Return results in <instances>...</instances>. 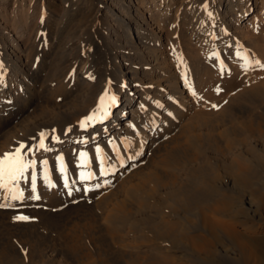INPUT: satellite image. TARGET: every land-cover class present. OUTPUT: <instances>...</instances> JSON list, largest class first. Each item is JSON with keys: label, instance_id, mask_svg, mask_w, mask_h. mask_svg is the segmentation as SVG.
Here are the masks:
<instances>
[{"label": "rangeland", "instance_id": "1", "mask_svg": "<svg viewBox=\"0 0 264 264\" xmlns=\"http://www.w3.org/2000/svg\"><path fill=\"white\" fill-rule=\"evenodd\" d=\"M93 1L0 0V28L4 24H7L4 27L6 32L4 34L0 32V35H7L8 37L12 33L16 34L15 37H12L11 43L6 46L5 50L12 47L14 41H18L21 44L18 53L26 61L29 55H36L38 53L37 49L41 50L45 45H47V50H53L48 44L57 39L56 34H60L59 43H61V46L62 44L70 43L69 46L73 48L70 50V53L75 58L79 57L75 64L64 67L58 73H48L46 69H38L39 74L46 73L42 77L48 86L51 85L47 90L43 88L45 93L37 95L36 99L30 101L29 110H32L30 111L31 114L27 110L30 114L28 119L34 114H37L35 116L40 118L46 111L53 113L55 111L53 110V106L62 102L64 97L70 96L74 92L71 91L68 94L61 93L66 91L67 88L69 90L71 87L73 88V85L70 84L71 77L88 68L94 55V43L89 39L92 33L91 29L97 25L103 28L109 21L113 20V17L105 10V13L107 12L109 15L103 18L99 24L95 23L94 13L97 11L98 6H95ZM128 1L134 4L135 12H140L143 17L153 23V26L156 23L154 26L155 30L162 36L163 41L161 45L162 52H160L161 54H157V58H160L163 62L165 72L171 75L172 80L178 81L185 91L187 97L184 100H186V103L180 109L182 114L176 118V125L170 133L180 134L179 138L183 141H180L181 144L183 143L186 147L188 146L187 148L190 150L185 153L182 152L184 157L177 158L173 153L172 155H168L167 152L171 150L170 148L167 149L160 141L156 142V145L154 144L150 151L148 150L149 152L141 158L140 163L131 170L129 173L131 177L120 183V186H115V189L114 186L110 187L111 191L115 193L122 190L121 196L128 197V205L134 208H137L141 204L147 205L148 207L143 209L140 207V209L145 214L152 216V218L158 217L155 210L159 209V212L163 216L176 220L181 214L178 213L179 215H177L173 213L174 217L169 209L165 210V206L161 204L159 198L153 199L144 191L134 197L132 194L126 192H133L136 186L132 184L138 181L145 182L148 188L151 187L150 189L158 190L157 186L148 182L144 173H140L148 163L150 168H153L160 174L167 175L169 178L176 179V181L182 183L197 184L203 180V177H196L198 174L193 172L194 167L209 161L218 170L220 181H223L219 185L222 186V189H218L219 193L223 195L227 194L233 198V202L230 203L231 210H234L232 211L233 217L238 219L240 217L241 220L256 225L261 230L259 233H252L250 238H247L245 241L250 248L249 252L251 253V250H253L256 254L253 255L257 257L258 261L260 260L259 263L264 264V0H246V3L251 5V10L249 13L243 14V16H237L233 22V27H228V24L224 23L221 18L224 7H220V0H189L186 2L182 0H113L112 5L116 7L119 3ZM224 1L225 4L230 5L232 3L236 4L238 0ZM68 3L72 6L67 7ZM63 12L65 13L61 17ZM217 19L219 21L215 22ZM61 20L62 24H59ZM132 27L135 28L136 23H133L130 29ZM228 28L232 29L229 30ZM219 36L229 37L230 41L227 43L228 45L226 43L224 45L222 43H214L215 40H212V38H218ZM223 46L227 47V50H223ZM217 47L220 48L219 52L216 50ZM43 51L44 49L40 53ZM35 68H38V66H35ZM92 69L95 74L100 72L97 63L93 65ZM115 70L118 71V67ZM34 75L33 80L35 79ZM75 88L78 89V84ZM43 89H41V92H43ZM0 90H2V87ZM161 114H163V117L164 113L161 112ZM56 115H58L56 112L54 116L51 115L52 117L46 125L41 126L38 124V121H35L25 126L24 129H19L15 134H25L27 136L34 132L36 134L30 136L31 141L29 140L30 138L25 141L24 137H20L22 140L18 138L21 141L15 139V143L6 151V153L13 152L21 142L23 144L26 143L25 145L31 148L33 146V151L32 153H28L27 158L35 160L36 166L30 168L25 173V178L18 183V189L23 193L21 199H11V194L7 190L0 188V199H2L4 204L8 203L10 205L0 207L2 213L0 214V240L2 242L10 241L12 242L11 245L14 246L12 250L9 248V256L7 255L6 257H4L2 248H0V264H53L52 262L54 261H57V264H103L101 257L103 249L98 248L97 244L102 245L109 252H114V254L119 250L118 253L122 251L141 253V263L143 264L147 261V250L154 249L155 252L158 250L162 253L165 251V254H169L170 252V255L181 254L178 248L169 246L167 249L166 243L156 241L157 237L153 232L144 228L141 222L127 210L118 208L119 206L114 204V201L109 200V204L104 210L92 209L94 211L92 213H94V218H97H95V223L99 227L100 225L103 226L102 222L104 224L106 214L115 212L114 209L112 210L113 206L117 210L120 209V215L126 221L122 225L119 223V226L121 225L122 227V233L117 236L113 233L104 232L101 229L99 231L98 228L90 230L86 226L87 221L83 220L79 225L67 222L68 225L66 226V222H59L53 225L56 220L54 218L42 224L39 221L41 218L37 217L39 213L37 214L36 211H33L34 213L21 211L40 207V204L37 205V201L40 198L28 196L26 188L33 189L31 183L33 175L35 176V189L33 192L37 193L39 185L43 184V180L45 179L43 161H47V178L51 180L55 188L63 186L62 182L69 179L68 170L71 163H63L64 171H66L65 173L64 171L61 172L60 166L56 164V161H58V158L56 159L55 157L56 154L53 157H50L49 154L55 152L53 149L59 143V140L64 137L75 138L78 134L74 132L70 124L56 122L60 118L59 116L56 119ZM146 116L147 118H151L152 114L147 112ZM184 124H188L189 128L187 131L181 132L180 129ZM51 125L54 126L52 127ZM227 126L232 127V129L226 128ZM49 127H52V129ZM42 132L46 134L44 142L48 150H37V145L41 139L40 133ZM208 137L210 140H208ZM210 142L218 145L216 148L220 151L214 150ZM221 147H223L224 151L221 150ZM67 153L64 151L63 155ZM190 155L194 158L196 157L194 163H188L189 161L186 160ZM217 155H219V158ZM43 157H46V159L43 160ZM235 159H246L248 163L246 171L249 173H247V176L251 174L248 176L251 183L250 190L249 188L248 190L247 188L243 189L241 186L227 189L226 185H224L227 179L230 178L226 173V166L228 163L234 162ZM192 165L194 166L192 167ZM58 173L62 174V176L64 175L61 184L57 177ZM191 174L196 178H192ZM95 178L96 176L85 179V181H94ZM252 178H255L257 181ZM72 182H74L73 179ZM158 191L160 192V190ZM248 191L253 192V194L250 195ZM255 192L256 194H254ZM92 195L81 197L78 200V208L80 204V207H83L85 203L88 206H93L97 196L93 197ZM141 197L144 201L141 200ZM161 198L165 200L167 197L163 196ZM65 207L67 205L60 206L55 210L64 213ZM66 213L69 214V211ZM17 216H26L29 219L17 220L15 219ZM9 226L14 229V236L9 233V229H7ZM135 227L137 232L134 231ZM1 231L8 232V239L2 237ZM148 233L151 234L148 235ZM103 235L107 236L108 248L103 243ZM93 237H95L97 244L94 243ZM118 237L121 239L119 240ZM222 240L224 241V246L218 245V252L221 255L226 252L223 256L227 255L226 260L228 264H244L242 252L233 246L228 238L222 237ZM161 246L162 248H160ZM164 246L166 247L164 248ZM252 246L254 247L253 249ZM74 249L75 252H73ZM184 258L174 259V263L172 262V264L188 260V258ZM126 260V258L123 259L121 264H129V260ZM212 262L213 260H204L202 262L200 260H193L191 264H215Z\"/></svg>", "mask_w": 264, "mask_h": 264}, {"label": "bare ground", "instance_id": "2", "mask_svg": "<svg viewBox=\"0 0 264 264\" xmlns=\"http://www.w3.org/2000/svg\"><path fill=\"white\" fill-rule=\"evenodd\" d=\"M112 1L113 0L93 1V4L98 6L97 11L94 13L95 23L99 24L103 18H106L109 14L113 17V20L104 25L103 28L97 25L91 29L92 33L90 32L89 39L94 43V55L88 68L72 76L70 84L73 85V88L71 87L70 90L67 88L66 91L61 93L68 94L71 91L74 92L70 96L67 95L64 97L62 102L55 104L53 106V110H55L53 113L46 111L40 118H37V116H35L37 114H34L28 119L31 114L30 111L32 110H29L30 101L36 99L37 95L39 96V94L45 93L44 91L49 89L51 85L48 81L50 84L48 86L45 79L42 77L46 73L41 75L39 74V70L46 69L48 73H58V71H62L64 67L75 64L79 57L75 58L70 53V50L73 49L69 46L70 43H65V45L62 44L61 46V43H59L61 36L60 34H56L57 39H54L52 43L50 42V44H48L53 50H47V45H45L41 50L37 49L38 53L36 55H29L25 61L22 55L18 53L21 46L18 41H14L12 47L5 50L6 46L11 43L12 37H15L16 34L12 33L8 35V37L7 35H0V88L2 87V90H0V157H2L7 149L15 143V139L24 137L25 141H27L30 136L36 134V132L30 133L28 136L25 134H15L19 129H24L25 126L35 121H38V124L41 126L46 125L49 119L54 116L55 112L58 114L55 116L56 119L60 116L56 122L59 121L70 124L74 132L78 134L75 138L64 137L59 140V143L56 144V147L53 149L55 152L49 154L50 157L56 154V159L62 157L63 163H71L70 169L68 170L69 179H65L66 181L62 182L63 186L55 188L51 180L45 178L43 184L39 185L37 193L33 192V189L30 190L31 188H26L25 186L27 192L25 193L28 194V196L40 198V200H35H38L37 205L40 204L39 206L41 208L25 209L21 211H36L37 214L39 213L37 217H39V219L41 218L39 221L42 224L54 218L56 220L53 225L59 222H66V226L68 225L67 222H73L75 225H79L83 220L87 221L86 226L90 230L98 228L99 231L101 229L104 232L109 234L113 233L117 236L118 234L121 235V225L126 221L120 215L119 210H127L141 222L144 228L149 229L150 232L156 235V241L166 243L167 249L169 246L178 248L181 253L178 255H170V252L169 254H165L164 250L163 253L158 250L155 252L154 249L147 250V261L145 264H172L174 259L176 260L184 257L188 258V260L185 262L179 261L180 263L178 264H191L193 260H200L201 262L204 260H213L215 264H228L226 260L227 255L223 256L226 252L223 255L218 252L217 246H224L223 240L225 239L223 238L222 240V237L228 238L229 242L242 252L244 264H251L252 261V264H260V260L258 261L257 257H255L256 254L253 250H251V253L249 252L250 248L245 240L250 238L252 233H259L261 230L256 225L241 220L240 217L239 219L233 217L234 214L232 211L234 210H231L230 205V203L233 202V198L227 194L223 195L219 193L218 189H222V186L219 185H221L223 181H220L218 170H216L215 166L210 164L209 161L194 167L193 172L198 174L196 175L194 173V175H196V177H203V180L197 184L182 183L176 181V179L169 178L167 175L160 174L153 168H150L149 163L143 167L140 173H144L148 182L157 186L160 192L153 188L150 189L151 187L148 188L145 182L138 181L133 184L131 183L133 186H136V189L133 190V192L129 191L126 193L132 194L134 197L144 191L153 199L159 198L161 204L165 206V210L169 209L172 215L173 213L177 215H179L178 213L181 214L176 220L163 216V214L159 212V209L155 210L158 217L152 218V216L145 214L142 210L148 207L147 205L141 204L138 205L137 208H134L128 205V197L127 199L125 198L126 196H121L122 190L115 193L111 191L110 187L114 186L115 189V186H120V183L131 177V175H129L131 170L140 163L141 158L150 151L156 142L160 141L167 149L170 148L171 150L167 152L168 155H172L173 153L177 158L184 157L182 152L185 153L190 150L187 148L188 146L186 147L183 143L181 144L180 141L182 140L179 138L180 134L170 133L176 125V118L180 117L182 114L180 109L186 103L184 98L187 96L179 82L172 80L171 75L165 72V67L161 59L157 58V54L162 52L161 45L163 41L162 36L155 30L154 26L156 23L153 26V23L143 17L140 12H135L134 4L130 1L123 2L124 4L121 2V4L119 3L116 7L112 5ZM182 1L186 2L189 0ZM220 3V7H224L222 17H220L223 19L224 23L228 24V27L234 25L233 22L237 16H243V14L249 13L251 10V5L246 3V0H238L236 4L232 3L230 5L225 4L224 0H220ZM71 6L70 3L67 4V7ZM105 10L108 11L109 14L107 12L106 14ZM64 13L65 12L61 14V17ZM217 21L219 20H215V22ZM133 23H136V27L130 29ZM59 24H62V20ZM6 26L7 24H4L2 28H0L1 34L6 32V29H4ZM128 29L130 30L128 31ZM228 29L231 30L232 28ZM216 38H212V40H215L214 43H222V45L230 41L227 36H219L217 39ZM226 48L223 46L222 49L227 50ZM43 49L44 51L40 53ZM216 50L219 52L220 48L217 47ZM95 63L98 64V70H100L97 74H95L92 69ZM35 66H38V68H35ZM117 67L118 71L115 70ZM33 75L35 78L34 80ZM77 84L78 89L75 88ZM43 88L46 89L44 90ZM41 89H43V92H41ZM105 92L108 93L109 97L115 98L114 102L109 103L107 116L103 119L89 121L86 126L82 127L81 121L93 114L94 110L97 109L100 97L104 95ZM69 98L72 99L69 100ZM147 112L152 114L151 118H147ZM161 112L164 113L163 117ZM18 121L20 122L18 123ZM51 126L53 127L54 125ZM52 127L49 128L52 129ZM188 128L189 125L184 124L180 130L181 132H185ZM226 128L232 129V127L230 128L228 126ZM206 133L204 134L206 135ZM213 139L215 138L213 137ZM29 140L31 141V138ZM208 140H210V138ZM216 142L218 141L216 140ZM210 144L212 148L218 152L219 149L216 148L218 145L211 142ZM222 148L223 147H221V150L224 151ZM64 151L68 153L63 155ZM80 153L87 154L86 166H81ZM217 156L219 158V155ZM195 158L190 155L186 160L189 161L188 163H194ZM44 159H46V157H43V160ZM56 164L60 166L59 159L56 161ZM194 165H192V167ZM227 166L226 173L230 178H228L229 180L227 179L226 184L224 183V185H226L225 187L229 189L230 187L235 188L236 186H241L243 189L247 188L248 190L249 188L250 190L251 183L249 182L248 176L251 174L247 176L248 171H246V169H248V163L246 159H235L234 162L231 164L228 163ZM82 172L86 176H89V179L95 176L96 178L94 181H85V179L81 178ZM194 175L191 174L192 178H196ZM63 176L62 174H57L60 184L61 180L64 178ZM72 179L74 182H72ZM252 179L256 180L255 178ZM257 186L255 187L257 188ZM249 194L251 195L253 192ZM254 194H256V192ZM85 195L97 196V198L93 206H88L85 203L83 207H80V204L78 208V200ZM163 196L167 198L163 200L161 198ZM109 200L112 202L114 201V204L118 205L120 209L117 210L115 206H113L112 210L114 209L115 212L106 214L104 217V224L102 222L103 226L100 225L98 227L96 226V217L94 218L92 209L104 210L107 208ZM141 200L144 201L142 197ZM257 201L255 202L257 203ZM0 204L10 206L8 203L4 204L2 199H0ZM63 205H67V207H65L66 210L64 209V213L55 210ZM140 207L142 209H140ZM68 211L69 214L66 213ZM0 214H2L1 211ZM119 223L121 224L120 226ZM7 229H9V233L14 236V229L11 226ZM134 231L137 232L136 227ZM100 233L99 235H101ZM149 234L151 233H148V235ZM1 235L4 239H8V232L1 231ZM120 237H118L119 240L121 239ZM102 238L104 240V245L108 248L107 236L103 235ZM92 239L94 243L97 244L95 237ZM11 244L12 242L10 241L2 242L0 240V248H2L4 257L7 255L9 256V248H11V250L14 249V246ZM97 246L101 248V250L103 249L102 252L100 251L102 253L101 257L103 264H121L125 258L127 259L126 261L129 260V264H143L141 263V253H127L125 251L118 253L120 250L118 252L116 250L117 253L114 254V252H109L100 244H97ZM166 246H164V248ZM160 248H162V246ZM253 248L252 246V249ZM13 252L15 253L14 250ZM73 252H75V249ZM52 263L57 264V261Z\"/></svg>", "mask_w": 264, "mask_h": 264}, {"label": "snow or ice", "instance_id": "3", "mask_svg": "<svg viewBox=\"0 0 264 264\" xmlns=\"http://www.w3.org/2000/svg\"><path fill=\"white\" fill-rule=\"evenodd\" d=\"M114 97H109L108 93L105 92L104 95L100 97L99 104L97 109L94 110L93 114L89 115L85 118V120L81 121V126L84 127L87 125V122L93 121L95 119H103L108 114V106L109 103L114 102ZM215 107V106H214ZM40 142L37 145V150L44 149L48 150L45 146V133H40ZM54 139H56L54 137ZM27 149V151H25ZM33 149L23 143H21L13 152L4 153L2 157H0V188L7 190L11 194V199H21L23 197V193L18 189V183L20 180L25 178V173L28 172L30 168H34L36 166V161L28 159V153L32 152ZM81 158V166H86L87 164V154L80 153ZM60 160V170L63 172V158H58ZM45 166V178H47L46 168L47 161L42 162ZM82 179H88L89 176H86L83 172L81 173ZM32 187L35 189V176H32ZM11 186V187H10ZM38 198V197H36ZM4 205L0 204V207ZM17 220H28L29 218L26 216H17L15 217Z\"/></svg>", "mask_w": 264, "mask_h": 264}]
</instances>
